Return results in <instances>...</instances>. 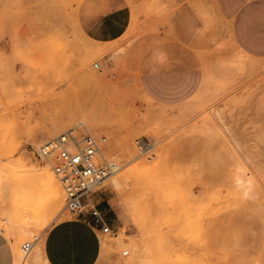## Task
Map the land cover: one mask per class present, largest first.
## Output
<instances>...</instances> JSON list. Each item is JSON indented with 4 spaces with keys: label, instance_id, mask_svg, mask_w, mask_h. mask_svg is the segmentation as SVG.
Wrapping results in <instances>:
<instances>
[{
    "label": "rangeland",
    "instance_id": "1",
    "mask_svg": "<svg viewBox=\"0 0 264 264\" xmlns=\"http://www.w3.org/2000/svg\"><path fill=\"white\" fill-rule=\"evenodd\" d=\"M128 1L129 29L116 41L100 43L80 28L82 0H0L5 263L43 264L46 231L66 218L63 213L72 215L62 187L61 208L46 213L48 225L32 223L24 208L43 201L47 168L55 177L35 150L74 130L101 140L97 163L111 173L94 191L107 189L120 216L118 229L102 237L97 264H264V54L240 46L234 18L233 39L215 46L198 92L181 105L159 106L142 84L148 35L186 4L202 10L219 3ZM210 12L203 15L217 28L219 19ZM54 122L65 124L63 132L44 138L42 131ZM20 159L32 169H14ZM247 180L245 188L241 183ZM36 236L26 261L19 262L17 249L25 254L23 244Z\"/></svg>",
    "mask_w": 264,
    "mask_h": 264
},
{
    "label": "crops",
    "instance_id": "2",
    "mask_svg": "<svg viewBox=\"0 0 264 264\" xmlns=\"http://www.w3.org/2000/svg\"><path fill=\"white\" fill-rule=\"evenodd\" d=\"M218 3L202 10L186 4L171 20H163L157 34L148 35V72L142 76V84L152 103L174 107L198 92L204 69L216 52L215 46L233 39L234 18L240 46L264 54V0H218ZM210 11L219 19L217 28L210 27L213 23L203 15ZM77 16L88 38L107 43L127 32L132 10L128 0H82ZM93 210L99 212L111 232L118 229L120 216L110 192L92 191L83 197L81 213H71L46 231L42 252L47 264H97L105 233L102 224L95 221ZM1 250L0 245V264H6Z\"/></svg>",
    "mask_w": 264,
    "mask_h": 264
},
{
    "label": "built area",
    "instance_id": "3",
    "mask_svg": "<svg viewBox=\"0 0 264 264\" xmlns=\"http://www.w3.org/2000/svg\"><path fill=\"white\" fill-rule=\"evenodd\" d=\"M100 141L90 133L77 135L74 130H68L35 150L38 159L51 165L65 194V208L71 213H81L83 197L94 191L111 173L109 166L97 163ZM139 142V147L145 150V141ZM92 214L95 221L102 224L104 233L111 232L97 210H93ZM38 240L39 237L36 236L32 241L24 243L23 252H31Z\"/></svg>",
    "mask_w": 264,
    "mask_h": 264
},
{
    "label": "bare ground",
    "instance_id": "4",
    "mask_svg": "<svg viewBox=\"0 0 264 264\" xmlns=\"http://www.w3.org/2000/svg\"><path fill=\"white\" fill-rule=\"evenodd\" d=\"M89 58V57H88ZM87 60V59H86ZM64 123H59V122H54L50 127L46 128L45 130L42 131V136L44 138H51L55 135H57L60 131L63 130V127H64ZM63 132V131H62ZM61 132V133H62ZM42 137V138H43ZM50 141V140H49ZM46 144V142L44 141L43 145ZM133 150H134V147L132 146ZM106 149H104V152L102 153V157H106ZM126 152H128V149L126 150ZM13 167H15L14 169H20L21 168L23 170H31L32 168H30L29 164L25 163L24 161H22L21 159L20 160H16V162L14 164H12ZM18 167V168H16ZM13 169V168H12ZM21 172V171H20ZM252 177V176H251ZM42 179L43 181L45 182L43 184V201L41 203H39V205L37 204H32V205H26L24 210L25 211H29L32 213V223H42L43 225H48V217H45L46 213H48L49 211H55V212H58L61 208V186L60 184L58 183V181L55 179V177L53 176V174L51 173V171L47 168L46 169V172L42 175ZM251 179V178H250ZM252 179H254L252 177ZM251 179V180H252ZM248 183H241L243 186H245V188H248L250 186V181L247 180ZM254 181V180H252ZM255 182V181H254ZM103 184H105V181L102 182ZM256 183V182H255ZM253 185V184H252ZM251 185V186H252ZM248 186V187H247ZM255 186V185H254ZM257 186V184H256ZM259 186V185H258ZM241 187V186H240ZM260 188V187H258ZM244 190V187L242 188ZM256 189V187H255ZM241 190V188H240ZM257 190V189H256ZM240 192V191H239ZM245 192V191H244ZM248 192V191H247ZM243 193V191H242ZM252 192L250 191V194ZM249 195V193H247ZM247 194H243V196H247ZM241 195V194H240ZM242 196V197H243ZM239 198H241V196H239ZM244 198V197H243ZM246 198V197H245ZM248 198V197H247ZM246 198V199H247ZM244 201H246L244 199ZM243 201V203H244ZM241 203V204H243ZM245 204V203H244ZM243 206V205H242ZM246 207V206H245ZM244 207V208H245ZM68 213H63V217L67 218L68 217ZM30 230L31 228L29 227H25L24 228V234H29L30 233ZM43 244V243H42ZM40 245V244H39ZM39 247V246H38ZM44 247V245H43ZM236 247V246H235ZM44 250V248H43ZM36 251V250H35ZM39 251V249H38ZM36 251V252H38ZM23 253V252H22ZM35 253V252H34ZM141 250H136V254H138L139 256H141ZM38 254V253H37ZM29 253L28 254H21V252L19 251V249H17L16 251V256H17V260L19 262H25L26 261V258L28 257ZM40 257L43 258L44 260V263L47 264L46 260L44 259L43 257V252H42V249H40ZM35 256V255H34ZM38 256V255H37ZM264 256V255H263ZM39 257V256H38ZM37 258V257H36ZM47 258V257H46ZM262 258V257H261ZM40 259V258H39ZM34 260V259H32ZM262 261V260H261ZM40 262V261H39ZM42 262V261H41ZM43 263V262H42ZM43 263V264H44ZM260 262H258L259 264ZM35 264H38V262H35Z\"/></svg>",
    "mask_w": 264,
    "mask_h": 264
},
{
    "label": "snow or ice",
    "instance_id": "5",
    "mask_svg": "<svg viewBox=\"0 0 264 264\" xmlns=\"http://www.w3.org/2000/svg\"><path fill=\"white\" fill-rule=\"evenodd\" d=\"M38 235H42V233L38 234Z\"/></svg>",
    "mask_w": 264,
    "mask_h": 264
}]
</instances>
